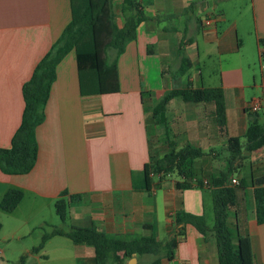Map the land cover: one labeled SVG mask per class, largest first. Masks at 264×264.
<instances>
[{"label":"crops","instance_id":"1","mask_svg":"<svg viewBox=\"0 0 264 264\" xmlns=\"http://www.w3.org/2000/svg\"><path fill=\"white\" fill-rule=\"evenodd\" d=\"M122 1L113 0L118 27ZM217 1L140 0L146 20L120 56L116 74L101 82L96 96L79 93L74 51L61 60L44 121L35 131L38 153L32 171H0V199L9 189L22 193L12 213L0 210V264H17L21 257L24 264H96L92 247L65 236L49 238L33 253L55 228L66 233L93 227L118 237L154 235L165 242L178 231L173 222L177 212L207 222L204 196L212 201L210 179L230 167L227 138L242 139L253 104L264 121V0H251L254 34L247 57L236 20ZM69 21V0H0V149L10 147L21 123L23 84ZM182 60L187 62L183 73ZM186 87L221 88L226 134L212 103L180 98L168 103L162 125L154 124V105L165 93ZM170 143L175 151L189 145L203 154L184 165L192 174L191 188H177L189 181L177 174V179L154 181L149 191L134 190L139 183L134 178H140L150 157L167 154ZM231 169L226 186L236 180L238 187L230 213L234 234L247 237L254 264H264V224L256 223L253 198L254 189L264 186V147L246 160L237 159ZM64 191L81 200L68 204L61 223L54 206ZM183 234L161 264H218L212 238L204 240L189 225ZM146 257L134 255L129 263L146 264Z\"/></svg>","mask_w":264,"mask_h":264},{"label":"trees","instance_id":"2","mask_svg":"<svg viewBox=\"0 0 264 264\" xmlns=\"http://www.w3.org/2000/svg\"><path fill=\"white\" fill-rule=\"evenodd\" d=\"M70 21L64 27L60 36L52 44L46 55L35 66L31 78L22 86L24 110L21 123L14 133L10 147L0 149V171L5 175H26L36 163L38 145L36 128L44 121V106L56 79V67L70 52L74 51L78 78L79 93L82 97L96 96L100 93L102 81L112 79L116 74L117 63L124 53L128 43L136 39V29L146 20L141 10L140 0H123L119 12L122 26L118 27L113 10V0H69ZM181 73L186 71L182 60ZM180 98L185 103H212L214 105L217 124L225 133L226 116L224 96L221 88L174 89L164 94L154 105L151 117L155 125H162V117L168 103ZM226 134V133H225ZM242 139L244 142H242ZM228 137L227 149L230 153L229 169L225 173L210 179L212 188L213 222L209 226L203 216L186 212H177L173 222L177 231L165 242H159L154 235L148 237H118L97 231L93 227L70 228L64 233L55 228L42 237L36 253L43 247L45 241L55 236H65L76 245H87L93 248L96 264H125L135 255L137 258L152 256L150 264H161L164 257L172 255L178 243V237H183L185 226L193 227L204 239L212 238L215 242L218 264H254L250 241L247 237L235 235V225L230 222V213L236 207L237 186H226V181L232 172L231 165L237 159L246 160L250 154L264 147V121L260 114L250 113L248 125L243 137ZM170 151L162 157H150L144 165L138 185L134 190L149 191L154 181L158 184L163 178L156 179L150 174L184 175L189 181L176 184L179 189L191 188V171L186 169V163L193 162L203 154L189 145L175 151L168 144ZM156 179V180H155ZM197 186H202L201 182ZM67 197V200H65ZM255 219L258 225L264 224V186L253 191ZM22 200V193L9 189L0 199V210L12 213ZM81 200L79 195H68L61 192L55 202V213L61 223L67 218V206ZM1 231V225H0ZM21 257L17 264H24Z\"/></svg>","mask_w":264,"mask_h":264},{"label":"rangeland","instance_id":"3","mask_svg":"<svg viewBox=\"0 0 264 264\" xmlns=\"http://www.w3.org/2000/svg\"><path fill=\"white\" fill-rule=\"evenodd\" d=\"M217 2L221 9H223L230 18L236 20L239 35L245 43L243 55L247 57L250 53H252V36L254 34V12L251 5V0H219ZM153 79L155 80V78ZM153 85H156L155 82ZM170 178L177 179V173L175 172L165 179ZM204 197L206 202V209L204 211L207 217V223H209L210 219L213 218L212 201L210 196L207 195ZM152 259V256H147L146 264H150ZM129 261L130 260H128L125 264H132L129 263Z\"/></svg>","mask_w":264,"mask_h":264},{"label":"built area","instance_id":"4","mask_svg":"<svg viewBox=\"0 0 264 264\" xmlns=\"http://www.w3.org/2000/svg\"><path fill=\"white\" fill-rule=\"evenodd\" d=\"M258 110H259V107H258V105L257 104H253L251 107H250V109H249V111L250 112H252V113H256V112H258ZM151 175V177H153V178H156V179H160V178H163V179H165V178H167V177H169L170 176V174H163V173H159V174H150ZM231 184L232 185H237V181L236 180H231Z\"/></svg>","mask_w":264,"mask_h":264}]
</instances>
